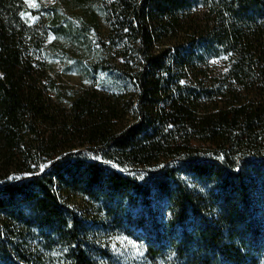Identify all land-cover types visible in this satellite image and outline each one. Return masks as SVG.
<instances>
[{
    "label": "trees",
    "instance_id": "16d2710c",
    "mask_svg": "<svg viewBox=\"0 0 264 264\" xmlns=\"http://www.w3.org/2000/svg\"><path fill=\"white\" fill-rule=\"evenodd\" d=\"M24 9L0 0V264H264V0H107L119 61L88 68L136 90L62 117L29 49L72 29Z\"/></svg>",
    "mask_w": 264,
    "mask_h": 264
},
{
    "label": "rangeland",
    "instance_id": "374dc122",
    "mask_svg": "<svg viewBox=\"0 0 264 264\" xmlns=\"http://www.w3.org/2000/svg\"><path fill=\"white\" fill-rule=\"evenodd\" d=\"M25 9L21 16L28 23L39 21L48 25L52 13H57L60 23L70 25L71 33H60L59 36L48 30L44 46L39 50L30 47L34 59L42 61L40 72L45 89L50 81H55L59 87L57 93L49 91L50 100L56 113L62 117L68 113L70 101L86 90L97 93L124 92L130 96L136 88L130 79L115 68L98 69L91 72L89 61L97 59L103 53L105 62L109 65L119 61L114 48L103 47L101 42L108 43L109 25L102 15V7L107 0H24ZM80 28L82 34H76ZM90 48V49H89ZM227 56L221 55L208 60L210 68L224 71ZM39 130L45 131L40 125ZM49 161L42 159L39 170H45ZM12 173L10 178L17 177ZM72 206L83 207L82 200L75 196L69 197Z\"/></svg>",
    "mask_w": 264,
    "mask_h": 264
}]
</instances>
